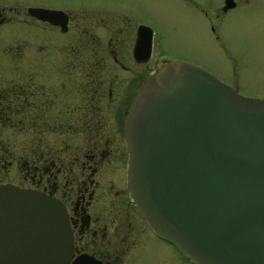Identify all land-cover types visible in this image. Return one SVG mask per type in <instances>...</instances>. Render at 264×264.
<instances>
[{
  "label": "flooded vegetation",
  "instance_id": "flooded-vegetation-1",
  "mask_svg": "<svg viewBox=\"0 0 264 264\" xmlns=\"http://www.w3.org/2000/svg\"><path fill=\"white\" fill-rule=\"evenodd\" d=\"M145 6L0 0V186L60 201L68 264H192L151 228L128 189L126 119L137 93L171 60L199 65L167 46ZM223 6L208 18L214 33L232 9ZM14 220L0 208V241L12 239Z\"/></svg>",
  "mask_w": 264,
  "mask_h": 264
},
{
  "label": "water",
  "instance_id": "water-1",
  "mask_svg": "<svg viewBox=\"0 0 264 264\" xmlns=\"http://www.w3.org/2000/svg\"><path fill=\"white\" fill-rule=\"evenodd\" d=\"M125 135L130 195L160 237L193 264H264V99L171 60L137 93ZM0 208L15 217L0 264L69 263L60 201L6 185Z\"/></svg>",
  "mask_w": 264,
  "mask_h": 264
},
{
  "label": "rangeland",
  "instance_id": "rangeland-1",
  "mask_svg": "<svg viewBox=\"0 0 264 264\" xmlns=\"http://www.w3.org/2000/svg\"><path fill=\"white\" fill-rule=\"evenodd\" d=\"M195 1L202 11L189 9L183 0H145L143 15L162 28L161 35L174 52L219 79L234 82L242 96L264 99V0H235L238 6L215 20V33L208 18L213 19L224 0ZM116 3L130 6V0ZM160 262L177 264L166 258Z\"/></svg>",
  "mask_w": 264,
  "mask_h": 264
}]
</instances>
